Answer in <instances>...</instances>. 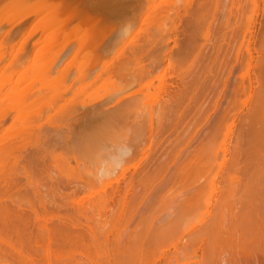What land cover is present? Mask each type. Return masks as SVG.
Wrapping results in <instances>:
<instances>
[{"label": "bare ground", "instance_id": "6f19581e", "mask_svg": "<svg viewBox=\"0 0 264 264\" xmlns=\"http://www.w3.org/2000/svg\"><path fill=\"white\" fill-rule=\"evenodd\" d=\"M70 1H75L77 5L74 14H70L69 9L65 8ZM89 1L0 0V15L8 5L15 10L12 9L13 20L17 18L12 32H18L37 20L35 30H39L40 26L42 31L46 30V34H50L49 38L55 30L52 28V31L47 32V28H55L60 24L58 22L61 18L64 25H72L59 31L58 38L51 37L53 40H48L50 44L48 42L42 46L40 55L53 53L49 59L43 61L40 58L42 56L37 58L38 53L33 59L30 58L33 62L30 69L32 68L33 81L49 83L48 96L60 99L61 96L64 97L67 81L62 79L63 76L58 79L57 76L65 70L55 77L52 69L46 67H56L55 63L58 60L60 62L62 53L71 54L72 51L70 58L78 59L77 77L72 78L74 83L71 84L75 91H71L75 92L72 97L75 96L76 103L80 105L78 107L76 103L73 105L68 102L71 107L66 109L67 105H64L63 114L57 116L60 120L65 118V121L79 116L76 121L78 126L74 124L77 128L66 130V134L71 135L69 137L64 135L63 128L57 134L68 151L79 152L80 157L88 164L90 176L98 184L97 189L102 188L101 184L108 180V183L114 181L113 175L102 180L98 177L102 171L111 167V160L120 149H132L123 168L119 169L126 172L137 153L139 157L136 158L142 160L157 133L162 138L161 143L166 142L164 149L161 148V156H164L162 161L152 163L156 165L153 168L149 166L144 170L142 178H138L142 180L138 181L142 182L144 191L137 198L140 203H144L145 208L143 215L139 216V229L136 237L133 235L134 242L129 244L128 252L124 251L125 257L112 256L115 261L110 262L108 254L105 255L108 260L103 264H264V0ZM169 1L171 3H167ZM162 5L165 7L162 8ZM149 21L150 25L147 26ZM139 24L147 27V30L150 28L149 35L147 38L145 36L146 39L139 48H130L133 36L140 29ZM125 28L130 29L128 35L124 34ZM182 30H187V40H184L187 44L186 48H182L184 51L178 54L179 42L186 34L185 32L183 36ZM23 32L19 31L18 36L23 35ZM28 32L32 35V31ZM43 32L40 30L38 36L43 35ZM66 36L73 43L69 48H63V43L61 49L57 48L58 42H62L60 39ZM40 37L36 35L37 39L34 40L35 44L39 43L41 46L44 43L42 39L45 41L46 37ZM66 43L68 46V40ZM35 44L32 43L34 47ZM37 49L40 52L41 48ZM145 58L147 62L144 61ZM39 60L44 64L50 60V65L44 67L38 64ZM169 66L173 67L172 73L169 72L172 68L169 69ZM71 91L68 93L71 94ZM18 94L8 108H13L19 114L23 124L32 122L37 114L30 113V105H33L30 99H35V95L31 94L26 98L24 94L21 97ZM66 96L68 98L69 94ZM78 96L84 101H79ZM44 98L38 97L36 104L40 105ZM4 107L0 111L2 116L7 111ZM69 122L70 119L68 124ZM25 125H22L24 129L20 127L17 135L14 133L2 136L1 172L11 165V155L17 151L15 144L18 137L30 131H33V135L30 134L34 136V128L28 127L29 124L28 128ZM170 129H173L172 133L167 132ZM166 136L168 140L165 139ZM182 146L183 149H189V152L183 150ZM179 149L184 151L181 152L183 156L188 155L177 157ZM175 184L180 186L176 185V190L178 187L181 190H174ZM99 193L97 192L98 195ZM177 195L180 197L177 198ZM100 197L104 195L100 193ZM118 198L122 203L126 201V197L123 198L124 201L120 196ZM130 202L132 203L131 200ZM121 205L124 209L125 204ZM14 216L7 217L10 218L11 229L17 230L19 239L31 247L36 235L32 236L33 231L25 217L23 221L26 223L20 222V215ZM17 222L24 225H17ZM60 225L62 226L61 223ZM46 228L43 233L49 237L50 231ZM69 231L66 228L56 230V237L63 242L62 247L73 241ZM92 233L95 234L94 231ZM92 243L91 241L93 246L95 243ZM98 244L97 249L103 245L100 242ZM44 250L42 263L53 264L55 259L60 263L57 257L60 258L58 255L63 253L57 256L53 254L56 258L52 259V253H44ZM61 256L63 258L67 255ZM67 257L64 264H67ZM94 259L96 261V258L92 260ZM95 261L92 264L101 263L100 260V263ZM0 264H8L1 255Z\"/></svg>", "mask_w": 264, "mask_h": 264}, {"label": "rangeland", "instance_id": "374dc122", "mask_svg": "<svg viewBox=\"0 0 264 264\" xmlns=\"http://www.w3.org/2000/svg\"><path fill=\"white\" fill-rule=\"evenodd\" d=\"M87 1H89V0H87ZM161 1H163V0H161ZM170 1L167 3L172 2V1L171 2ZM74 2L75 1H70L69 3H67V5H65V8L69 9L70 14H74V11L77 8V5ZM90 2H91V0L89 1V3ZM167 6H168V4H167ZM161 7L163 8L165 6L162 5ZM12 9L14 10V8H12ZM12 9L9 8L8 5H6L5 8L3 9V14L0 15V25L4 24V27H3V25H2V28L0 26V46H1L0 47V82L2 81V83H0V88H1L0 89V96H1L0 97V111H1V108H3L4 106H5L4 107L5 110H7L5 116L0 115V142L1 143L3 142L4 139L2 138V136H5L6 134L12 135L15 133L17 135L16 132H18L20 127L23 128L25 124H26L25 127H27V125L29 124L28 127H30V126L33 127L36 132H34V136H32L33 131L31 132L30 131L31 129H28L30 132H27V130H26V132H27L26 135L21 134L18 137L17 143H16L17 145L15 144L16 147L14 146L15 150H17V151H15L14 153L16 155L19 154V156H16L13 153V155H11V165L9 164V167L4 169L2 172L0 171V215H1L0 216V255H1V257H3V261L5 259V262L8 264H21L22 262H25V263L27 262L28 264H30V263L31 264H40V263L44 264V263H42L44 261L43 260L44 256H42L44 249H45L44 253H45V251H48L50 254L52 253L51 256L53 254H55L57 256L59 253H63L65 256L69 255L68 257L66 256L67 257V260H66L67 264H71L72 262H73L72 264H92L95 261V259L92 260L93 258H96V261H97V262L95 261L96 263L101 262L100 264H103V263L107 262L106 260H108V259L106 258L107 256H105V255H108V254H109L108 256L110 257V262L115 261L114 257H116V258H119L120 256L125 257L124 251L128 252V247L134 242L133 238L135 240L136 231H137V229H139V228H137L139 221H140L139 216L143 215V211L145 208L144 203L143 204L140 203L139 199L137 198V197H140V194L142 195V193L144 191L143 190L144 187H143V184L141 182L143 172H144V170L148 169L149 166H150V168H153L154 167L153 165H156V164H152V163L157 162V164H158L160 161H162L164 156L163 157L161 156V155H163V152H161V151H163L162 149H164L166 142H164L165 144H162L161 143V142H163V141H161L162 138L159 137V134L157 133L155 141L151 144L152 146L151 145L148 146L149 150H148V152H146L147 154L145 153L142 160L140 159V161H139V158H136V157H139V154L137 153L138 155L136 154L135 156H133V157H135V159L132 158L133 162L130 161V163L134 164L133 166H132V164H130V168L126 169L127 170L126 172H124V171L123 172L117 171L118 173L115 172V174H113L114 181L112 183H108V181H109L108 180L106 183L101 184L102 188L97 189L98 184H95V182L93 181V178H92L93 176L92 177L90 176L91 174L89 172L90 170H88L89 169V166H87L88 164L86 165V162H84V160L78 154L79 152L71 151V150L68 151L66 146H64V144L62 142V138L59 137L57 134L58 130L62 131V128H63V130L65 129L63 131V132H65L64 135L67 136L68 134H66V132H67L66 130L68 128L71 129V131H72L73 128H77V126H78L76 121L79 118V116H77V115H76L77 119L74 116H73L74 118L73 117L69 118L71 121V122H69V124H68L69 119H68V121H65L64 120L65 118L64 119L61 118V120H62L61 121L57 117L58 114L62 113L63 109H65V108L67 109L71 105V103L73 105L76 103V97L75 96L72 97L73 94L75 95V92H74L75 87L71 86V84L73 82L72 78L77 77L76 69L78 66V59L70 58V56H72L71 55L72 51H71V54H70V52L64 53L65 58H64V54L62 53L61 58H60V62H59V60L57 61V64H59L58 67H57V64L55 62L54 63L56 65V67H53V68H52V66L46 67V65H50V64H48L50 62V60L48 61L47 64H44V62L42 63L40 60L38 61V62H40L38 64H42L46 68H51L52 74L55 75V77H56V74H58L60 71L65 70L61 75L58 74V76H57V79H58V77L60 78L61 76H63L62 79H65L67 81V83H66L67 87L65 85V87L67 89H65L66 91L63 93L64 97L62 98V96H61L60 99H56V97L53 99L50 98L48 96V94L50 92V87H49V85H47L49 83H47V84L45 82L41 83V81H38V80L33 81V77H32L33 72L31 71L32 68L30 69V67H32L31 65H33V64H31V63H33L31 61L33 59L32 57L35 54L37 55V53L39 54L37 56V58H39V56H42V55H40L41 51H43L42 46L47 45L48 42L50 44L51 43L50 41H52L53 39H56V38H58V36H60V33L58 34L59 31L62 32V29L70 28V27H72V25L71 24L70 25L69 24L64 25V23H62L63 19L61 18L62 20L60 19V21L58 22L60 24H57V26L59 25L58 27L55 26V28L54 27L47 28V32L55 30L54 32L51 33L50 38L48 37L50 34H46V32H45L46 30H43L45 32L44 37H46V40H45L46 42H45L42 39V38H44V37H42L44 35L42 28L40 26H38L39 30L38 29L35 30V28L37 27V26H35V24H36L35 21H37V20H35L34 22H31L29 25L25 26L24 29L26 28V30L19 29L18 32L15 31L16 33L12 32L11 29L16 26V25L14 26L13 24H17V20H16L17 18L15 19V21L13 20L14 14H13ZM16 13H17V11L15 12V15H16ZM35 18L37 19V17H35ZM39 18L40 17H38V19ZM151 19H153V17ZM150 21L147 22L148 24L146 23L147 26L150 25ZM112 26H114V25H112ZM139 26H138V28H140V29H139V31H137V35H139V37L136 34L133 36L134 41L130 45V48H139L143 44L145 39L148 37L147 35H149L148 32L150 31V28H149V30H147L148 28L144 27V26L142 27V24H139ZM30 28H32V29H30ZM40 30H41V32H43V35L42 34L40 35L42 38L40 36H38V33L40 32ZM19 31L20 32L24 31L23 32L24 34L20 35L21 37L18 36ZM28 31H32V35H29L28 33H31V32H28ZM33 31L37 35V37L38 38L40 37L42 39V41L44 42L43 44H41V46L39 43L35 44V40L37 38H36V35L33 33ZM9 32H11V34ZM185 32H186V34L184 36L183 34ZM181 33L184 36V38L181 35L183 42L181 40L179 42L180 48L178 47V50L179 51L181 50V52L177 51L178 54L182 53V51H184L182 48H186L185 44H187V41H184V40H187V38L185 39V37L188 36L187 30L186 31L182 30ZM54 36H55V38H54ZM145 36H146V38H145ZM150 36H152V34ZM69 39L70 38H68L67 36L60 39L62 42H58L59 44H57L58 45L57 48H59L63 44H64L63 48H64V46L69 48V45L71 43H73L72 41L70 42L71 39L70 40ZM48 40H50V41H48ZM67 40H68V46L66 43ZM181 42L183 43V45L185 47H183ZM32 43L35 44V47H34V45H32ZM76 46H78V45H76ZM37 48H41L40 52L38 51ZM59 49H61V47ZM52 54H48L45 56L43 55L42 56L43 58L42 57H40V58H41V60L44 59L43 61H46L47 59H49L51 57ZM68 54H69V56H66ZM62 57L64 59H62ZM67 57H69V59ZM30 58H32V59H30ZM146 60L147 59L145 58L144 61L147 62ZM54 63H52V65ZM171 67L172 66H169V69ZM172 69H173V67L170 69V71H169L170 73H172ZM23 70H25V71H23ZM27 70H29L28 73H27ZM67 71H69V72H67ZM70 72L72 75L70 74ZM5 73H6V75H5ZM23 73H24V75H23ZM67 73H68V75H67ZM52 74H51V77H52ZM52 79H55V78H52ZM23 80H24V82H23ZM32 81H33V83H32ZM4 83L5 84L7 83V84L5 85ZM14 84H16V85L14 86ZM69 84H70V86H69ZM13 88H15V89H13ZM72 89L74 91H71ZM10 91H11V93H10ZM69 91H71V94L68 93ZM21 92H23V94L26 96V98L27 97L29 98V96L31 94L35 95V99L34 98L30 99L34 105V106L30 105V107H32V109H33V110L31 109L30 113L35 114V115L37 114L36 118H34V120L32 122L24 123V124H23V120L19 119V114H17L14 110H12L13 108L12 109L10 107L8 108V106H10L11 102L15 99V97H17L19 95L18 93H20V97L23 95ZM68 94H69V96L67 98L66 95H68ZM25 96H23V98ZM40 96H44L45 98L40 105H37L36 100ZM70 96L73 98V100ZM78 97H79V99H78L79 101L80 100H81V102H82V100L84 101V99H82L80 96H78ZM69 98H71V99H69ZM74 99H75V101H74ZM208 100H209V98H208ZM68 102H71L69 106H68V104H69ZM12 104H14V103H12ZM28 104H31V103L29 102ZM64 105H67V106L65 107ZM79 105H80V103H79ZM79 105H78V107H79ZM62 114H61V116H62ZM14 116L16 119L14 118ZM13 118L15 119V121H13L14 120ZM74 124L77 126H75ZM22 125H23V127H22ZM155 127H156V125H154V129H155ZM173 129H174V131H173ZM173 129H170L167 132L173 131V133H174L175 128H173ZM69 136H71V135H68V137ZM1 139H2V141H1ZM165 139L168 140V137ZM165 139H164V141H166ZM1 143H0V150H1ZM180 149H181V147H180ZM182 149H183V146H182ZM186 149L187 148L184 147L183 150L189 152V149H187V150ZM179 150H178V152H180L179 154H178V152L175 151L176 154H178V155H176L177 157L182 155L181 152L184 153L183 150L182 151L181 150L179 151ZM21 151H22V153H21ZM149 151H150V154H149ZM158 151L160 154L158 153ZM46 152H47V154H46ZM139 152H140V150H139ZM188 152H185V153H188ZM186 155H188V154H186ZM186 155H184V156L182 155V156L185 157ZM152 156L153 157L155 156L153 160H152V158H153ZM15 157L18 159H16ZM183 157H181V158H183ZM137 159H138V162H136ZM156 159L158 161H155ZM151 164H152V166H151ZM134 166H135V168H134ZM22 167H23V169H22ZM122 168H123V166H122ZM139 168H140V170H139ZM120 170H121V168H120ZM138 170H139V172H138ZM5 173H7V174H5ZM8 174L9 175L11 174V175L9 176ZM116 174L118 176H116ZM115 177L118 180L119 179L120 180L117 181V179ZM139 177H141V178L138 179ZM138 180H141V181H138ZM139 184H142V185H139ZM176 185L179 186V184H175L173 188H175ZM128 187H129V189H127ZM179 187L177 190H176L177 187L174 190H176V191H179V189L181 190V188H179ZM115 190L117 193L115 192ZM118 190L120 191L119 193H118ZM100 191H102V192H100ZM105 191H107V192L105 193ZM37 192H39V193H37ZM97 192L102 193V196L104 195L105 198L100 197V193L98 195ZM123 192H124V194H123ZM120 193H121V195H120ZM11 194H12V196H11ZM106 194L109 196H107ZM122 194H123V197H122ZM125 194H126V196H125ZM105 195L107 197H110V198H107ZM111 195H112V197H111ZM117 195L120 196L122 199L124 197H126V201L128 200L129 202L128 201L126 202V201H124L125 199H123L124 202L122 203V201L120 200V198H118ZM178 195H180V194H178ZM178 195L176 196L177 198L180 197ZM102 198H103V200H101ZM112 198H114V199H112ZM117 199H119V200H117ZM137 199L139 202H137ZM106 200H108V202H106ZM130 200L132 201V203L130 202ZM134 202H137V203L134 204ZM105 203H106V205H105ZM120 203L125 204L124 209L122 207L123 205H121ZM8 210H9V212H8ZM1 212H2V214H1ZM6 214H8V215H6ZM13 214L15 216L20 215V217H22V221H20V222H24L26 220L28 226L33 231V232H31L32 236L36 235L35 236L36 238L34 239V244L31 247L30 246L28 247L27 244H24L23 241L21 239H19L20 236H19V234H17V232H16L17 230L15 231V230L11 229L8 219L12 218L14 216ZM116 214H117V216H116ZM125 215L128 217H126ZM10 216H12V217H10ZM7 217H10V218H7ZM122 217H123V220H122ZM6 218L8 221L6 220ZM23 218L25 219L24 221H23ZM125 220H127V221H125ZM26 221L24 223H26ZM109 221H110V223H109ZM111 222H112V224H111ZM18 223L19 222H17V225H21V226L24 225V223H22V224L21 223L18 224ZM60 223L62 224V226L60 225ZM116 223H117V225H116ZM55 224H56V226H55ZM104 225H105V227H104ZM109 226H110V228H109ZM52 227H54V228H52ZM58 227H60V228H58ZM38 228H40V229H38ZM44 228H46L50 231L49 237L45 232L43 233V231H45ZM57 228L58 229H62V228L65 229L66 228V230H68V231L70 230L69 231L70 237L73 241H69L70 243L69 242H67V243L68 244L72 243V245L65 244L66 246L62 247L63 242L59 239L58 236L56 237V234H57L56 230L58 231ZM92 228H93V230H92ZM53 231H54V233H53ZM92 231H94L95 234L92 233ZM96 232H98V233H96ZM100 232H102V233H100ZM35 233H37V234H35ZM43 234H44V236H43ZM52 235H53V237H52ZM43 238H44V240H43ZM1 241H3V242H1ZM91 241L93 243H95V244L92 243L93 246L91 245ZM10 242H12V244ZM99 242L104 245V247L102 244H101L102 246H100L103 248L104 251L100 247H99V249L96 248L99 246V244H98ZM7 244H8V246H7ZM49 244H51V245H49ZM33 246L35 249L33 248ZM25 247H26V249H25ZM46 249H48V250H46ZM35 250H36V252H35ZM65 252H66V254H65ZM121 252H123V253H121ZM63 254H59L58 256L61 258L62 257L61 255H63ZM118 255H120V256H118ZM51 256H50V258H52V259L56 258V257H53L54 255L52 257ZM112 256H114V257L111 258ZM22 257H23V259H22ZM66 257H63L61 259L57 257V260L58 259L60 260L59 264H61L62 259H63V264H64L65 263L64 259H66ZM121 259H122V257H121ZM98 260H100V262ZM103 260H104V262H103ZM118 260L119 259H117V261ZM54 262L58 264L59 261L56 262V259H55ZM124 262H125V260L123 261V263ZM55 263H53V264H55Z\"/></svg>", "mask_w": 264, "mask_h": 264}, {"label": "clouds", "instance_id": "9594fccd", "mask_svg": "<svg viewBox=\"0 0 264 264\" xmlns=\"http://www.w3.org/2000/svg\"><path fill=\"white\" fill-rule=\"evenodd\" d=\"M124 34L128 35L130 33L129 28H125ZM132 154V149L125 148L120 149L115 157L111 160V167L109 169H105L102 171L98 177V179H106L110 178L111 175L114 174V172L119 171V169L123 166L124 162L128 159V157Z\"/></svg>", "mask_w": 264, "mask_h": 264}]
</instances>
